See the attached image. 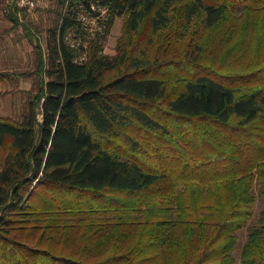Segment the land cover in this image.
Wrapping results in <instances>:
<instances>
[{
  "label": "trees",
  "instance_id": "obj_1",
  "mask_svg": "<svg viewBox=\"0 0 264 264\" xmlns=\"http://www.w3.org/2000/svg\"><path fill=\"white\" fill-rule=\"evenodd\" d=\"M96 1L106 33L75 47L57 11L0 113V264H239L264 196V0ZM241 264H264V210Z\"/></svg>",
  "mask_w": 264,
  "mask_h": 264
},
{
  "label": "rangeland",
  "instance_id": "obj_2",
  "mask_svg": "<svg viewBox=\"0 0 264 264\" xmlns=\"http://www.w3.org/2000/svg\"><path fill=\"white\" fill-rule=\"evenodd\" d=\"M6 0H0V71L10 73L14 77V82L7 80L2 85L1 91L3 95L0 98V113L9 116H19L25 104V93L21 90L32 89L35 83L34 75L23 76V72L34 71L37 62L36 45H40L43 54L46 53L47 39L49 28L54 27L53 20H57V11L60 8L55 3H51L43 13L38 15L29 14L25 19V25L29 27L32 34H28L24 30V26L17 25L6 15L7 12ZM172 26V30H175ZM222 30H220V34ZM106 33V32H105ZM104 33V34H105ZM124 33V17H118L113 26L107 32V37L101 39V45L105 46V52L111 56L117 53V46L120 38ZM103 37V38H104ZM144 42V41H143ZM142 42V43H143ZM144 46H146L144 44ZM235 57L238 55H234ZM208 73V72H206ZM210 74V73H208ZM214 78H220L215 75ZM14 92H11V91ZM7 91H10L8 93ZM7 92V93H6ZM6 93V94H5ZM257 200L253 205V216L248 226L238 231L239 246L235 250V256L241 264V252L248 236L249 227L257 224L261 212L264 210V196L259 195L256 189Z\"/></svg>",
  "mask_w": 264,
  "mask_h": 264
},
{
  "label": "built area",
  "instance_id": "obj_3",
  "mask_svg": "<svg viewBox=\"0 0 264 264\" xmlns=\"http://www.w3.org/2000/svg\"><path fill=\"white\" fill-rule=\"evenodd\" d=\"M61 0H6L7 6L12 7L19 19L22 22H25L27 15L37 13H43L45 9L51 4ZM65 1L64 6H61L60 11L65 15L69 6L74 5V8L71 10L74 13L76 20L80 22V25L83 31L86 33V38L84 39L83 32L80 36L77 37L75 31H71L68 34L69 42L75 47H80L84 44H88V41L99 34H104L107 31V19L109 16V7L102 5L96 0H89L88 3H85L83 0H62ZM73 1V2H71ZM59 12V10H58ZM58 16V13H57ZM74 37V39H72Z\"/></svg>",
  "mask_w": 264,
  "mask_h": 264
}]
</instances>
